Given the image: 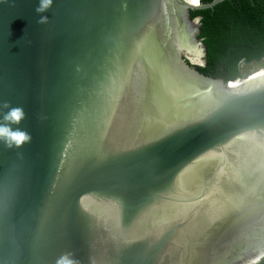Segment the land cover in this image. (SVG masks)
<instances>
[{
    "label": "water",
    "instance_id": "95a60500",
    "mask_svg": "<svg viewBox=\"0 0 264 264\" xmlns=\"http://www.w3.org/2000/svg\"><path fill=\"white\" fill-rule=\"evenodd\" d=\"M222 1L0 0V105L31 137L0 141V264L264 257V72L197 71L190 12Z\"/></svg>",
    "mask_w": 264,
    "mask_h": 264
},
{
    "label": "trees",
    "instance_id": "16d2710c",
    "mask_svg": "<svg viewBox=\"0 0 264 264\" xmlns=\"http://www.w3.org/2000/svg\"><path fill=\"white\" fill-rule=\"evenodd\" d=\"M212 0H199L207 4ZM199 18L200 39L206 49L201 74L224 82L246 78L241 64L264 68V0H224L210 9L190 12ZM255 264H264L262 257Z\"/></svg>",
    "mask_w": 264,
    "mask_h": 264
},
{
    "label": "clouds",
    "instance_id": "9594fccd",
    "mask_svg": "<svg viewBox=\"0 0 264 264\" xmlns=\"http://www.w3.org/2000/svg\"><path fill=\"white\" fill-rule=\"evenodd\" d=\"M52 4V0H37L34 11L36 13H42L47 10ZM47 17L40 15L37 18V23H45ZM247 77V76H246ZM0 107L8 109L3 115V120L6 123L0 124V141H3L5 146H19L22 143L28 142L31 137L30 134L23 129L11 125H18L24 118L23 108L20 106H9L8 101H3ZM57 264H78V261L72 256L71 253H65L57 261Z\"/></svg>",
    "mask_w": 264,
    "mask_h": 264
},
{
    "label": "rangeland",
    "instance_id": "374dc122",
    "mask_svg": "<svg viewBox=\"0 0 264 264\" xmlns=\"http://www.w3.org/2000/svg\"><path fill=\"white\" fill-rule=\"evenodd\" d=\"M263 62H264V60L261 63H263ZM260 68H261L260 65L256 64V63H249L246 65L241 64L240 65V73H241V75H245V76L246 75L248 76L250 74L253 75L254 73L258 72L259 71L258 69H260Z\"/></svg>",
    "mask_w": 264,
    "mask_h": 264
},
{
    "label": "bare ground",
    "instance_id": "6f19581e",
    "mask_svg": "<svg viewBox=\"0 0 264 264\" xmlns=\"http://www.w3.org/2000/svg\"><path fill=\"white\" fill-rule=\"evenodd\" d=\"M190 1H192V4H195V2H196V0H190ZM191 60L194 61V62H196V61L198 60V54L195 53V52L192 53V58H191ZM258 70H259L258 72L255 71L256 73L253 72V73H254V74L252 73L253 75L250 74V75H248V76H249V77H251V76L256 77V76H258L259 74H261V73L264 72V68H260V69H258ZM254 77H253V78H254ZM244 79H245V78H244Z\"/></svg>",
    "mask_w": 264,
    "mask_h": 264
}]
</instances>
